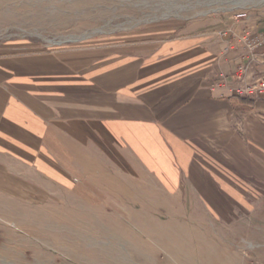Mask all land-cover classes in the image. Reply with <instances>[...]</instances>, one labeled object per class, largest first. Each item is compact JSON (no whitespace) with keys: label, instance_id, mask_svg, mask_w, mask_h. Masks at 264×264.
<instances>
[{"label":"crops","instance_id":"obj_1","mask_svg":"<svg viewBox=\"0 0 264 264\" xmlns=\"http://www.w3.org/2000/svg\"><path fill=\"white\" fill-rule=\"evenodd\" d=\"M233 32L160 25L70 49L0 48V191L151 179L213 208L263 186L264 97L221 86L246 61ZM253 67L249 82L264 76Z\"/></svg>","mask_w":264,"mask_h":264},{"label":"rangeland","instance_id":"obj_2","mask_svg":"<svg viewBox=\"0 0 264 264\" xmlns=\"http://www.w3.org/2000/svg\"><path fill=\"white\" fill-rule=\"evenodd\" d=\"M193 23L253 35L264 0H0V48L70 49ZM103 187L0 191V264H264V184L213 208L151 179Z\"/></svg>","mask_w":264,"mask_h":264},{"label":"built area","instance_id":"obj_3","mask_svg":"<svg viewBox=\"0 0 264 264\" xmlns=\"http://www.w3.org/2000/svg\"><path fill=\"white\" fill-rule=\"evenodd\" d=\"M233 46L240 44L245 49L246 61L243 65L238 66L236 73L227 79L222 76V87L229 88L231 84L235 87L231 88L233 96L243 99H259L264 97V76L254 79L249 82V76L253 66H264V34H259L252 38L248 31L243 32V35H235L233 33ZM259 52V53H258Z\"/></svg>","mask_w":264,"mask_h":264},{"label":"bare ground","instance_id":"obj_4","mask_svg":"<svg viewBox=\"0 0 264 264\" xmlns=\"http://www.w3.org/2000/svg\"><path fill=\"white\" fill-rule=\"evenodd\" d=\"M187 7H188V6H187ZM189 7H190V6H189ZM69 40H70V39H69ZM69 40H68V41H69ZM75 40H77V39H75Z\"/></svg>","mask_w":264,"mask_h":264},{"label":"trees","instance_id":"obj_5","mask_svg":"<svg viewBox=\"0 0 264 264\" xmlns=\"http://www.w3.org/2000/svg\"><path fill=\"white\" fill-rule=\"evenodd\" d=\"M247 102V101H246Z\"/></svg>","mask_w":264,"mask_h":264}]
</instances>
